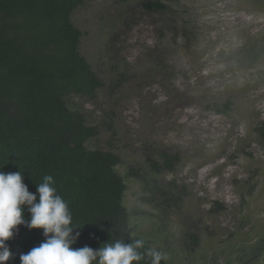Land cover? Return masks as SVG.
Returning <instances> with one entry per match:
<instances>
[{"label":"rangeland","instance_id":"rangeland-1","mask_svg":"<svg viewBox=\"0 0 264 264\" xmlns=\"http://www.w3.org/2000/svg\"><path fill=\"white\" fill-rule=\"evenodd\" d=\"M145 1L81 0L72 16L103 84L91 101L67 100L98 128L86 146L120 158L132 236L167 264H264V143L255 132L264 121V0H160L162 11ZM155 152L176 153V171L149 170ZM134 173L158 179L167 196L145 202Z\"/></svg>","mask_w":264,"mask_h":264},{"label":"trees","instance_id":"trees-1","mask_svg":"<svg viewBox=\"0 0 264 264\" xmlns=\"http://www.w3.org/2000/svg\"><path fill=\"white\" fill-rule=\"evenodd\" d=\"M80 5L81 0H0V172L21 171L32 193L44 176L51 175L57 194L68 205L72 226L79 227L73 247L97 249L116 239L130 243L140 238L132 236L123 205L126 186L116 171L120 158L86 146L98 128L88 125L85 112L67 102L72 97L91 101L103 86L79 51L82 32L72 16ZM143 6L164 9L160 0H146ZM229 104L223 106L224 112ZM255 132L264 143V121ZM178 163L176 153L146 156L149 170L159 178L175 172ZM140 179L150 197L145 202L167 196L158 179ZM23 214L30 217L27 208ZM17 227L6 241L13 256L5 264H20V254L44 240L42 229ZM143 240L142 253L152 248ZM133 264L150 260L145 257Z\"/></svg>","mask_w":264,"mask_h":264},{"label":"clouds","instance_id":"clouds-1","mask_svg":"<svg viewBox=\"0 0 264 264\" xmlns=\"http://www.w3.org/2000/svg\"><path fill=\"white\" fill-rule=\"evenodd\" d=\"M51 175L43 177L36 192L28 190L21 171L0 172V264L12 256L6 241L17 226L42 229L44 240L19 256L20 264H133L147 257L150 264H160L167 255L154 248L140 251L143 239L125 243L122 239L101 244L97 249L87 245L75 248L80 233L72 226V215L66 201L57 194ZM30 217L25 219L24 209Z\"/></svg>","mask_w":264,"mask_h":264}]
</instances>
